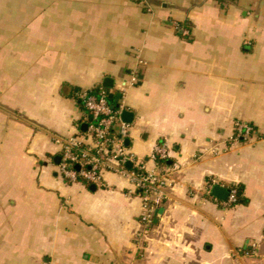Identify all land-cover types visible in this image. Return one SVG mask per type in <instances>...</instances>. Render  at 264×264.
I'll return each mask as SVG.
<instances>
[{
	"label": "crops",
	"instance_id": "0c3cea01",
	"mask_svg": "<svg viewBox=\"0 0 264 264\" xmlns=\"http://www.w3.org/2000/svg\"><path fill=\"white\" fill-rule=\"evenodd\" d=\"M133 75L129 151L179 166L145 237L128 179L67 182L55 141L88 136L79 92ZM0 264H264V0H0Z\"/></svg>",
	"mask_w": 264,
	"mask_h": 264
},
{
	"label": "built area",
	"instance_id": "2783aa9c",
	"mask_svg": "<svg viewBox=\"0 0 264 264\" xmlns=\"http://www.w3.org/2000/svg\"><path fill=\"white\" fill-rule=\"evenodd\" d=\"M138 82V76L133 75L124 81L121 94ZM78 99L83 105L88 119V131L86 135L72 137L70 139L55 138V141L63 148L61 161L58 165L59 174L71 184L87 182L97 186H104V173L107 171L117 173L128 179L143 201V211L140 223L143 227L142 236H147L154 227L155 212L165 203L167 194L165 187L167 175L178 171L175 166L170 172L166 163L170 159L169 150L163 145H157L154 158L157 169L150 170L144 161L135 157L126 145L129 138L130 124L124 122L122 113L124 107L115 105L109 100L106 91H81ZM257 134L256 128L245 121H236L232 141H248ZM90 138L92 143L86 140ZM208 150H205L207 152ZM210 153L218 154L217 147H211ZM79 167V169H77ZM168 170V169H167ZM230 194L221 204L230 207L238 202L236 189L230 188Z\"/></svg>",
	"mask_w": 264,
	"mask_h": 264
},
{
	"label": "water",
	"instance_id": "95a60500",
	"mask_svg": "<svg viewBox=\"0 0 264 264\" xmlns=\"http://www.w3.org/2000/svg\"><path fill=\"white\" fill-rule=\"evenodd\" d=\"M104 87L105 88H113L114 87V80L112 78H106ZM120 91H121V88L118 89V92L115 95H109V99L114 100L117 103V105L115 106L116 108L120 107L119 101L122 98V94ZM122 118H123L124 122L131 124L134 120V114L131 113L130 111L124 110L122 113ZM83 129H84V131H86L88 129V125L87 124L83 125ZM126 145L127 146L130 145L129 140L126 141ZM60 161H61V159H58V163H60ZM77 169H79V167H77ZM213 194L215 196L219 197L221 200L226 201L229 197L230 190L223 189L219 186H215L213 189Z\"/></svg>",
	"mask_w": 264,
	"mask_h": 264
},
{
	"label": "trees",
	"instance_id": "16d2710c",
	"mask_svg": "<svg viewBox=\"0 0 264 264\" xmlns=\"http://www.w3.org/2000/svg\"><path fill=\"white\" fill-rule=\"evenodd\" d=\"M95 94H98L97 91H94ZM80 107L85 111L83 105L80 103ZM86 112V111H85ZM233 189H236L237 191V199H238V202L240 201H244V198H243V188H240V187H232Z\"/></svg>",
	"mask_w": 264,
	"mask_h": 264
}]
</instances>
